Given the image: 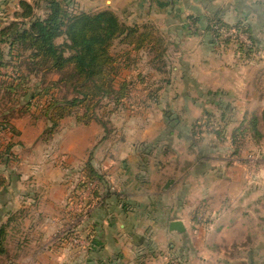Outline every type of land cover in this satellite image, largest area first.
<instances>
[{
    "label": "rangeland",
    "instance_id": "obj_1",
    "mask_svg": "<svg viewBox=\"0 0 264 264\" xmlns=\"http://www.w3.org/2000/svg\"><path fill=\"white\" fill-rule=\"evenodd\" d=\"M40 1L44 7L45 0ZM181 1L183 0H162L163 3ZM205 1H208L209 6H206L209 8L206 7L203 16L210 11L207 12L205 20L211 15L217 17L226 13V22L234 21L231 16L234 14L232 10L223 12L220 8L225 2L234 3L235 0ZM63 2L73 13L84 12L78 3L80 5L82 3L81 6L85 8L93 2L92 10L86 11L87 13L110 11L116 15L120 23L133 27L129 19L124 23L125 13L113 6L116 0H113L112 4L110 0H101V2L63 0ZM131 2L137 4L138 0H131ZM244 3L250 4L246 1ZM238 4L242 3L238 2ZM14 11L18 12L17 7L13 8L12 5L8 7L7 16L2 20L3 24L14 21ZM239 14H243L241 16L244 17L241 19L245 23L252 18L248 12ZM137 15L138 13H134L132 16ZM188 17V20L185 19L186 24L193 29V22ZM234 22L228 24L231 28L227 30L229 33L226 35L209 34L215 43L216 51L229 49L234 55V64L237 67H251L253 63L264 61V37L253 36L256 40V45H253L249 35L243 28H235L236 22ZM145 27L147 26H139V33L144 32ZM148 30L152 32V40L159 43L158 49L148 47L136 50L133 45L135 40L132 44L130 40L127 43L122 40L112 43L110 56L116 60L113 88L116 93H121L122 86L125 84L124 96L118 104L113 100L114 94L111 99L101 100L99 107L95 110L97 120H93L89 125L77 123L73 113L75 111L72 110V115L58 120L56 129L50 132L49 129L52 127L50 105L63 98L70 100L80 96L75 95L71 86L52 85L59 80V75L30 74L26 66L21 65V61L16 58L9 57L7 68L0 69V126L3 128L0 129V177L6 178L7 183L6 192L0 191V217H4L0 225L5 224L9 218L5 214L6 210L10 209L15 215V222H11L6 235V253L0 255V264H65L66 256L73 257L78 253L85 255L92 244L90 242L96 239L98 243L105 241L104 247H111L107 250V254H103L102 260L103 252H99L98 263L100 264H105L104 260L112 258L111 255L115 258H112V261L107 260L106 264H237L233 262L235 259H241L242 264H250L246 260V254L241 255L238 252L237 246L226 243L233 239L220 240L216 235L217 232L214 229L219 226V220L214 217L215 214L207 215L208 199L203 204L201 202L194 205L190 219H179L188 227L184 234L179 235L180 238H185L182 242H180L181 239L177 242L169 241L166 232L160 234L156 241L154 232L162 230L156 226L160 225L164 230L166 226L154 223V220L149 218L133 217L126 221L117 220L113 228L107 227V221H110L112 215L104 216V212L98 209L99 203L102 202L98 195L101 194L100 196L104 197L108 191L112 190L117 193V190L120 192V188H116L112 184V177L104 172L97 173L101 180L95 179L90 184H87V181L85 183L87 176L84 175H87L88 169L84 164L89 162L90 151L88 155L76 161L62 154L61 145L73 143L74 140L73 135L68 138L64 135L65 132L72 130L75 124L79 127L97 126L100 130L96 137V146L100 149L99 166H118L122 156L117 154L115 159H119L115 162L108 158L109 155L106 152L128 148L125 146L126 137H128L126 131V126L128 127L129 124L128 114H139L143 121L146 120L145 117L147 118L144 113L141 114L144 106L137 104L135 100H144L150 89H156L159 86L157 83L159 76L156 75L161 73V68H167L174 63L172 59L164 58L162 55L163 50L158 36L164 31L160 30L158 33L153 28ZM224 30L226 29H222L221 32ZM171 37L174 38L175 35L169 38ZM62 42V38L56 41L57 44ZM169 42L171 45L167 48L171 51L173 39ZM248 49L251 50L248 51ZM45 91L47 92L44 93ZM208 109L213 113L216 111V108H206ZM258 109V107H251L247 109L249 111L243 118L240 114L237 116L240 118L238 122L227 123L221 122L220 116L216 113L212 116L202 115V117L195 113L192 121L180 126L181 133L187 137V140L184 144L183 140L179 141L175 150L174 148L169 150L161 159L164 162L161 166H170L166 171L167 174H172L180 166H191L197 160L202 163L205 160L204 166H231L232 172L234 167L243 166L245 186L247 188L252 185L262 186L264 184V108L260 111ZM76 113L82 116L84 110L79 109ZM234 114L231 118L235 116ZM253 115L258 118L255 128L248 127ZM153 121L154 119L148 123L149 126H154ZM105 137H107V143L100 144L101 139ZM258 137L260 138L257 139ZM140 147H143L141 150L143 154L149 150L146 146ZM84 161L86 163H83ZM111 161L117 165L113 163L111 165ZM178 172L180 171L177 170ZM78 181L84 184L79 186ZM64 188L68 192L66 191L65 198L61 199L57 192H63ZM44 198L49 201L44 202ZM51 199L56 202L53 209L50 204ZM104 204L110 205L109 210L113 214L115 205L112 201L105 200ZM216 206L215 203L209 204V207L213 209H216ZM102 218H104V225L102 224L104 227L101 225V231L97 229L98 227L92 230L90 223ZM120 224L123 226L122 229L119 228ZM146 225L150 226L145 229ZM148 229L151 231L150 235L147 233ZM209 229L211 233L215 232L213 235L215 239H212L211 244L206 241ZM127 232L137 234L139 241H149L148 248L140 244L135 249L134 246L138 242H135V239L129 240ZM170 235L178 234L170 233ZM184 241L188 242L184 243ZM63 256L64 260L59 261ZM71 263L75 264L74 261H70L69 264Z\"/></svg>",
    "mask_w": 264,
    "mask_h": 264
},
{
    "label": "crops",
    "instance_id": "obj_2",
    "mask_svg": "<svg viewBox=\"0 0 264 264\" xmlns=\"http://www.w3.org/2000/svg\"><path fill=\"white\" fill-rule=\"evenodd\" d=\"M20 1L38 3L43 9L40 0H0V28L7 25V23L3 24L2 20L7 16L8 7L12 5L13 8L15 6L18 9ZM96 1L101 2V0ZM112 1L110 0L111 4ZM245 1L250 4L244 3ZM238 2L242 4L239 5ZM114 3L113 6L125 13L124 23L129 19L132 26H147L145 28H153L158 33L160 30L164 31L158 36L163 50L162 55L164 58L172 59L174 63L167 68H161L160 74L156 73V76H159L157 80L159 86L156 89H150L144 100H135L137 104L144 106L141 114L144 113L147 118L145 117L146 120L143 121L139 114H128L129 124L128 127L126 126L128 137L125 136V146L128 148L106 152L109 155L108 158L115 162L119 159H115L117 154L122 156L118 166H99L100 149L96 146V137L100 130L97 126L79 127L75 124L72 130L64 134L68 138L73 135L74 140L73 143L61 145L62 154L76 161L81 160L90 151L89 162L84 161L83 163H86L84 165L89 163L98 174L108 173L113 179L112 184L120 188V192L117 190V193L112 190L108 191L104 197L100 196L101 194L98 195L102 200L98 209L104 212V216L112 215L110 221H107V227L113 228L117 220L126 221L133 217L149 218L154 220V223L166 226L165 230L160 225L156 226L162 229L154 232L156 241L160 234L166 232L169 241L177 242L181 239L180 242H182L185 238L170 235L169 223L179 219H190L194 205L201 202L203 204L208 199L207 215L215 214L214 217L219 220V226L214 229L219 239L225 238L228 241L233 239L234 242L226 243H233L238 247L241 255L246 254L248 263L264 264V184L247 188L243 166L234 167L232 172L231 166H204L205 160L203 163L197 160L191 166H180L172 174L166 173L170 166H161V163H164L163 160L161 161L163 156L169 150L173 148L175 150L179 141L183 140L184 144L187 140V137L181 133L180 126L192 121L195 113L200 114L201 117L216 113L220 116L221 122L227 123L238 122L240 118L237 116L240 114L243 118L249 111L247 109L251 107H258V111L264 108V61L253 63L251 67H237L234 64V55L229 49L216 51L214 41L206 32L204 19L210 11L203 16L206 5L209 6L208 1L183 0L163 3L162 0H138L137 4H134L131 0H116ZM92 4L93 2L85 8L81 6L82 3L81 5L78 3V6L86 12L92 10ZM77 9L74 8V10ZM220 10L223 12L232 10L234 14L231 16L236 23L244 17L239 13L248 12L252 17L249 18L251 20H248V24L253 36L264 37V0H235L234 3L228 1ZM16 11L13 12V16L17 13ZM134 13L138 15L132 16ZM220 16L226 22L227 14ZM187 17L193 21V29L187 26L185 20ZM171 35L175 37L169 38ZM172 39L173 50L169 51L167 47L171 45L169 40L172 41ZM163 75L166 76L163 77ZM208 107L216 108V111L213 113L210 109L206 110ZM233 114L235 116L231 118ZM153 119L154 126H149L148 123ZM106 138L101 139L100 144L107 143ZM140 146L148 147V152L143 154L141 152L143 147ZM111 163L117 165L112 161ZM86 168L88 169V166ZM177 170L181 174L177 173ZM173 174L176 175L173 176ZM78 184L81 186L84 182L78 181ZM66 191L68 192L64 188L63 192H57L61 199L65 198ZM109 199L115 205L113 214L109 210L111 208L109 204L103 205L105 200L109 201ZM48 201L44 200V202ZM211 203L217 205L216 209L209 207ZM50 204L53 209L56 202L51 199ZM10 212L12 211L8 209L5 214L8 216ZM2 219L4 217H0V221ZM103 221L104 218L90 223V228L95 230L98 227L97 229L101 231ZM181 222L187 231L186 223ZM148 226L150 225L144 228ZM119 228L122 229L123 226L120 224ZM210 229L206 234L208 244L215 239L213 237L215 232L211 233ZM147 233L151 234L150 229ZM126 235L129 240L135 239V242H138L134 246L135 249L140 244L148 248L149 241H139L137 234L132 232H127ZM104 243L105 241L98 243L97 239L91 241V246L88 247L85 255L78 253L77 256L76 254L73 257L66 256L65 264H69L70 261H74L75 264H100L98 263L99 252H103L102 260L103 254H107V250L111 248L104 247ZM135 253H137L136 250ZM111 257L113 258V255ZM112 258H106L104 263L106 264L107 260L112 261ZM61 259L59 261H63L64 256ZM233 262L242 264L241 259H235Z\"/></svg>",
    "mask_w": 264,
    "mask_h": 264
},
{
    "label": "trees",
    "instance_id": "obj_3",
    "mask_svg": "<svg viewBox=\"0 0 264 264\" xmlns=\"http://www.w3.org/2000/svg\"><path fill=\"white\" fill-rule=\"evenodd\" d=\"M18 10L14 14V21L0 28V69L7 68L9 57L16 58L21 61V65L26 66L30 74L59 75V80L52 85L71 86L75 95L80 96L70 100L63 98L50 105V132L56 129L58 120L72 115V110L75 111L73 113L77 123L89 125L97 120L95 110L101 100L111 99L113 94L115 103L118 104L122 99L125 84L121 93H116L113 88V76L116 74V60L110 56L113 42L122 40L127 43L130 40L132 44L135 40L133 45L136 50L148 47L158 49L160 46L152 40L149 28L139 33L137 26H125L110 11L73 13L63 0H45L43 9L38 3L20 1ZM206 19L208 34L219 36L222 29L231 28L220 16L211 15ZM234 27L243 28L253 45H256L248 23L241 20ZM59 38L63 39L61 44L56 43ZM79 109L84 110L82 116L76 113ZM257 123L258 118L253 115L248 127L255 128ZM0 129L3 128L0 126ZM86 166L87 184L95 179L101 180L89 163ZM5 189L6 181L0 177L1 193ZM8 216L7 222L0 225V255L6 253V235L11 222H15L12 212Z\"/></svg>",
    "mask_w": 264,
    "mask_h": 264
},
{
    "label": "water",
    "instance_id": "obj_4",
    "mask_svg": "<svg viewBox=\"0 0 264 264\" xmlns=\"http://www.w3.org/2000/svg\"><path fill=\"white\" fill-rule=\"evenodd\" d=\"M168 231L170 233H176L178 235H182L186 232L183 222L179 220H175L169 223Z\"/></svg>",
    "mask_w": 264,
    "mask_h": 264
},
{
    "label": "built area",
    "instance_id": "obj_5",
    "mask_svg": "<svg viewBox=\"0 0 264 264\" xmlns=\"http://www.w3.org/2000/svg\"><path fill=\"white\" fill-rule=\"evenodd\" d=\"M223 35H226L227 33H229L227 30H224L221 32Z\"/></svg>",
    "mask_w": 264,
    "mask_h": 264
}]
</instances>
